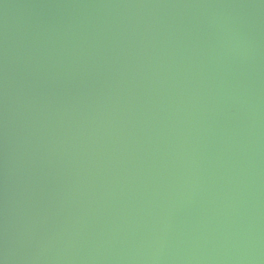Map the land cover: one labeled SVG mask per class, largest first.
I'll return each instance as SVG.
<instances>
[{
	"label": "water",
	"instance_id": "obj_1",
	"mask_svg": "<svg viewBox=\"0 0 264 264\" xmlns=\"http://www.w3.org/2000/svg\"><path fill=\"white\" fill-rule=\"evenodd\" d=\"M0 264H264V0H0Z\"/></svg>",
	"mask_w": 264,
	"mask_h": 264
}]
</instances>
